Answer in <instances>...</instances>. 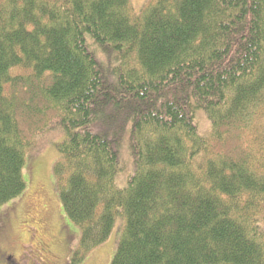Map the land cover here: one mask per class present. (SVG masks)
I'll return each instance as SVG.
<instances>
[{
	"label": "trees",
	"instance_id": "trees-1",
	"mask_svg": "<svg viewBox=\"0 0 264 264\" xmlns=\"http://www.w3.org/2000/svg\"><path fill=\"white\" fill-rule=\"evenodd\" d=\"M263 121L264 0H0V208L64 134L78 263L119 218L111 264H264Z\"/></svg>",
	"mask_w": 264,
	"mask_h": 264
},
{
	"label": "rangeland",
	"instance_id": "rangeland-1",
	"mask_svg": "<svg viewBox=\"0 0 264 264\" xmlns=\"http://www.w3.org/2000/svg\"><path fill=\"white\" fill-rule=\"evenodd\" d=\"M149 1L131 0L138 12L144 11ZM91 42L89 39V44ZM200 129L204 135L210 132V124L204 116H201ZM63 140L64 134L56 130L40 138L36 146L27 152L24 168L27 188L21 197L0 208V264H6L3 260L5 252L19 256L25 249L27 251L28 247L25 246L29 243V237L35 244H41L37 250H45L43 255L50 264H111L123 228V221L119 218L110 238L103 245L92 250L80 263L74 255L81 232L64 214L54 172L60 159L55 146ZM122 152L127 173L132 171V160L126 143ZM118 185L126 186V180L120 179ZM4 219L7 226L3 230Z\"/></svg>",
	"mask_w": 264,
	"mask_h": 264
},
{
	"label": "flooded vegetation",
	"instance_id": "flooded-vegetation-1",
	"mask_svg": "<svg viewBox=\"0 0 264 264\" xmlns=\"http://www.w3.org/2000/svg\"><path fill=\"white\" fill-rule=\"evenodd\" d=\"M6 222H5V219L3 221V224H2V229H6ZM29 243H27L25 246L28 247L27 248V251L25 249V252L23 251L22 255L17 257L13 254H4L3 255V259L4 261L6 262V264H50L46 259H43V253H44V249L42 248L40 251L37 250L38 247H41V244L40 245H35L34 249H31L30 247H32L30 245V242H31V238L29 237Z\"/></svg>",
	"mask_w": 264,
	"mask_h": 264
}]
</instances>
